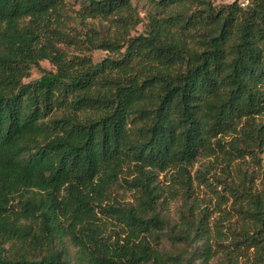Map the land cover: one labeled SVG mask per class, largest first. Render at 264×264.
Wrapping results in <instances>:
<instances>
[{"label": "trees", "instance_id": "trees-1", "mask_svg": "<svg viewBox=\"0 0 264 264\" xmlns=\"http://www.w3.org/2000/svg\"><path fill=\"white\" fill-rule=\"evenodd\" d=\"M140 1L0 0V264H264V0Z\"/></svg>", "mask_w": 264, "mask_h": 264}, {"label": "rangeland", "instance_id": "rangeland-1", "mask_svg": "<svg viewBox=\"0 0 264 264\" xmlns=\"http://www.w3.org/2000/svg\"><path fill=\"white\" fill-rule=\"evenodd\" d=\"M234 1L235 0H218V1H216V3L217 4L218 3H232ZM238 1H239V3L241 5L242 4H245V6L248 3L247 0H238ZM68 3H69V6L72 7V9H79L80 0H68ZM138 8L141 11L142 15H145L146 13H148L149 11H151L150 6H148L147 4H145L142 0L138 3ZM137 30H138V32L142 31V26L138 27ZM105 56H106V54L104 52L96 51V52L93 53V58H94L95 61H100ZM41 65H42V68L43 69H48V70L52 69V66L48 62H43V63H41ZM40 76H41V72L39 70H37V69H34L32 71L31 77L28 80H26V81H31V80L37 79ZM262 157L264 159V155ZM205 162H206L205 160L204 161L202 160L199 163H197L195 169L200 168L201 167V164H203ZM263 172H264V168H263ZM175 173H176V170H172L170 172V174L167 175L166 178H164V180H165L164 183L165 184L166 183H169L170 180H171V175H174ZM166 180L169 181V182H167ZM201 194H202L203 197H208L209 194H210V192H207L206 189L204 188L202 190V193ZM129 196L130 195H128V197ZM179 207H180L179 203H174L171 206V209H170V211L168 213L169 219H171V221H174V220L177 219V214H178ZM214 217L215 218H218L219 217V213H216ZM216 264H219V263H216ZM240 264H249L247 258L246 257L240 258Z\"/></svg>", "mask_w": 264, "mask_h": 264}, {"label": "built area", "instance_id": "built-area-1", "mask_svg": "<svg viewBox=\"0 0 264 264\" xmlns=\"http://www.w3.org/2000/svg\"><path fill=\"white\" fill-rule=\"evenodd\" d=\"M242 6L244 7V6H245V4H242Z\"/></svg>", "mask_w": 264, "mask_h": 264}]
</instances>
